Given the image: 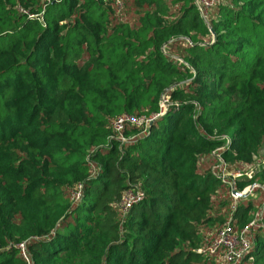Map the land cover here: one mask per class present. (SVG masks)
Segmentation results:
<instances>
[{
	"label": "trees",
	"instance_id": "trees-1",
	"mask_svg": "<svg viewBox=\"0 0 264 264\" xmlns=\"http://www.w3.org/2000/svg\"><path fill=\"white\" fill-rule=\"evenodd\" d=\"M121 5L0 0V264H215L202 229L251 219L209 166L264 149V0L205 20L194 0ZM161 98L115 138L114 118ZM252 183L264 161L233 191ZM239 264H264V207Z\"/></svg>",
	"mask_w": 264,
	"mask_h": 264
},
{
	"label": "built area",
	"instance_id": "built-area-1",
	"mask_svg": "<svg viewBox=\"0 0 264 264\" xmlns=\"http://www.w3.org/2000/svg\"><path fill=\"white\" fill-rule=\"evenodd\" d=\"M223 1L224 0H194V3L197 7L199 16L205 20L210 9ZM112 2L116 11H119L122 7L121 0H112ZM165 107V99L161 98V101L159 102V113L153 115L151 118H134L126 114L117 116L111 121V130L115 138L121 143L124 142L123 131L127 126H135L145 130L148 123L158 117ZM210 157L212 158V164L209 166V170L228 187L229 196L232 201L230 211L232 212L238 199L233 191L235 180L242 176L250 179L254 168L263 161H258L255 158L251 164H238L237 167L230 168L215 151L211 152ZM253 192H257L259 196L262 195V201L260 205L254 209L250 221L244 227L234 230L229 221L226 220L222 227L215 231L214 234L208 233L205 235L204 241L206 245L203 249L205 254L210 257L215 264H239L243 253L248 248L249 234L252 229L261 222L264 207V184L252 183L247 186L241 194L247 197ZM76 196L77 194L74 196V199ZM140 197L141 193L139 191L126 192L120 202L121 210H125L134 200ZM18 247L23 256L22 244Z\"/></svg>",
	"mask_w": 264,
	"mask_h": 264
},
{
	"label": "rangeland",
	"instance_id": "rangeland-1",
	"mask_svg": "<svg viewBox=\"0 0 264 264\" xmlns=\"http://www.w3.org/2000/svg\"><path fill=\"white\" fill-rule=\"evenodd\" d=\"M125 1H129V0H125ZM128 13H121L120 14V20L123 22H131L133 19H136V16L132 13H129V9L127 10ZM131 12V10H130ZM248 199H251L254 203V207H258L262 201V195L259 196L257 192H253L252 194H250L249 196H247ZM207 233H209V231H207L205 228L202 229L201 231V236L206 235Z\"/></svg>",
	"mask_w": 264,
	"mask_h": 264
},
{
	"label": "crops",
	"instance_id": "crops-1",
	"mask_svg": "<svg viewBox=\"0 0 264 264\" xmlns=\"http://www.w3.org/2000/svg\"><path fill=\"white\" fill-rule=\"evenodd\" d=\"M258 161H264V149H262L260 152H259V154H258V156H257V158H256Z\"/></svg>",
	"mask_w": 264,
	"mask_h": 264
},
{
	"label": "water",
	"instance_id": "water-1",
	"mask_svg": "<svg viewBox=\"0 0 264 264\" xmlns=\"http://www.w3.org/2000/svg\"><path fill=\"white\" fill-rule=\"evenodd\" d=\"M235 195H236L237 198H244V197H245V196L242 195V194H236V193H235Z\"/></svg>",
	"mask_w": 264,
	"mask_h": 264
}]
</instances>
